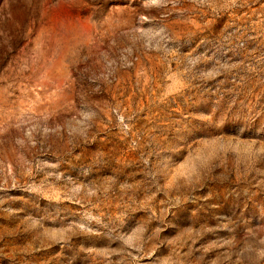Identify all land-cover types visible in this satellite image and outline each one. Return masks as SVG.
Listing matches in <instances>:
<instances>
[{"label":"rangeland","instance_id":"374dc122","mask_svg":"<svg viewBox=\"0 0 264 264\" xmlns=\"http://www.w3.org/2000/svg\"><path fill=\"white\" fill-rule=\"evenodd\" d=\"M0 264H264V0H0Z\"/></svg>","mask_w":264,"mask_h":264}]
</instances>
